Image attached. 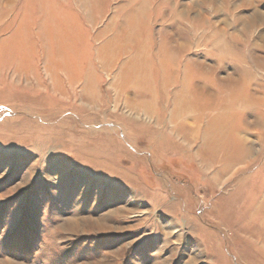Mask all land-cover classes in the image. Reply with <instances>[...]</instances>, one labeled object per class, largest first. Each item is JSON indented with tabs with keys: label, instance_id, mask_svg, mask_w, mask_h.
I'll return each mask as SVG.
<instances>
[{
	"label": "rangeland",
	"instance_id": "374dc122",
	"mask_svg": "<svg viewBox=\"0 0 264 264\" xmlns=\"http://www.w3.org/2000/svg\"><path fill=\"white\" fill-rule=\"evenodd\" d=\"M92 1L0 0V264L260 263L242 214L264 197V0ZM142 5L151 67L191 66L243 105L252 154L222 184L170 122L178 83L154 71L156 113L132 111L118 86L134 53L100 56Z\"/></svg>",
	"mask_w": 264,
	"mask_h": 264
},
{
	"label": "bare ground",
	"instance_id": "6f19581e",
	"mask_svg": "<svg viewBox=\"0 0 264 264\" xmlns=\"http://www.w3.org/2000/svg\"><path fill=\"white\" fill-rule=\"evenodd\" d=\"M88 1L83 0L87 9L90 8ZM94 2L96 3V0ZM145 6L142 5L140 9L131 14L130 19H128L129 29H121L115 32L114 37L110 38L102 46L100 56H102L106 65H109L117 61L123 52L131 51L134 53L130 62L122 68L118 86L119 95L125 92L137 95L136 100L128 98L125 103L132 111L142 110L148 116L156 113L154 109L155 100L147 97V95H153V92L156 93L152 77L154 71L163 75L160 84L162 91L163 89L168 91L171 86L178 83L179 87L173 94L174 108L170 122L175 124L178 133L185 136L184 138L189 142V145H191L190 142L194 143L197 139L202 140L203 145L198 151L199 157L208 168L215 165L218 166L214 179L216 184H222L224 182L222 178L235 165L241 163L244 158L252 154L247 144L237 136L239 129L238 108L243 105L238 97L230 99L215 97L206 89L207 82L205 80L204 86L196 84V78L200 77V75L193 71L191 66L186 67V71L181 77L179 70L175 66L176 63H172L173 61L167 63L161 58L162 63L159 68L158 66L151 67L153 57L150 53V43L142 40L139 30L141 24L145 26ZM94 17L93 14L88 15L89 20L90 18L93 20ZM109 30L110 28L107 27L106 31ZM162 55L160 52L159 57H164ZM181 78L182 81H180ZM94 91L91 87L85 86L83 97L93 104L99 105L100 102V104L102 103L101 106H105L106 104L100 100L101 97L95 96ZM205 119L206 122H204ZM189 120H192L195 126H190L187 123ZM158 121L163 123L165 121L164 116L159 114ZM177 148L178 150L181 149L178 146ZM183 149L189 152V147ZM261 191H264V186ZM252 195L253 193H250V197H253L251 200L254 203V208L249 215L246 213L242 214V218L247 217L249 220V225L244 230L245 234L249 236L247 239L252 238L251 242L256 254L261 257L262 261L258 264H264V197L260 199L255 197L256 195Z\"/></svg>",
	"mask_w": 264,
	"mask_h": 264
},
{
	"label": "clouds",
	"instance_id": "9594fccd",
	"mask_svg": "<svg viewBox=\"0 0 264 264\" xmlns=\"http://www.w3.org/2000/svg\"><path fill=\"white\" fill-rule=\"evenodd\" d=\"M218 53H213V55H217Z\"/></svg>",
	"mask_w": 264,
	"mask_h": 264
}]
</instances>
